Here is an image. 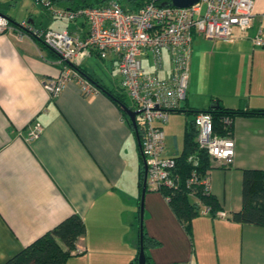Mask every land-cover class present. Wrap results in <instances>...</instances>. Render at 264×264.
<instances>
[{"label":"crops","instance_id":"crops-1","mask_svg":"<svg viewBox=\"0 0 264 264\" xmlns=\"http://www.w3.org/2000/svg\"><path fill=\"white\" fill-rule=\"evenodd\" d=\"M15 1L0 0V13L17 24L8 9ZM22 1L28 14L23 21L86 36L83 20L59 21L47 11L37 16V0ZM253 13L251 28L235 30L230 39L209 40L193 33L186 100L176 112L184 115L183 133L191 116L182 110L202 111L217 103L231 110H264V0H254ZM258 35L262 46L253 43ZM91 58L100 59L89 52L77 59L78 67L107 90L118 88L116 58L100 59L99 74ZM143 65L150 67L149 58ZM60 67L57 56L41 42L0 34V264L72 214L86 227L77 246L84 252L66 264H132L139 248L143 168L136 137L101 91L83 95L71 80L51 98L42 81L58 77ZM164 67L169 68L165 53ZM36 125L41 133L28 140ZM232 138V164L219 168L215 163L209 176L210 193L227 218L207 213L192 220V246L165 199L145 192L144 232L158 242L145 244L150 264H200L197 252L193 258L195 240H209L221 252L229 242L241 255V264H264V227L228 221L241 209L243 171H264V117L234 118Z\"/></svg>","mask_w":264,"mask_h":264},{"label":"built area","instance_id":"built-area-1","mask_svg":"<svg viewBox=\"0 0 264 264\" xmlns=\"http://www.w3.org/2000/svg\"><path fill=\"white\" fill-rule=\"evenodd\" d=\"M161 1L168 0H147L137 12L124 11L117 0L107 1L100 7L77 9L59 7L52 0L36 1L53 19L68 23L83 20L87 25L84 38L67 30L40 29L26 20L13 24L8 18L0 17V34L14 33L19 40H37L57 56L61 66L58 77L42 81L43 89L51 98L71 80L78 83L83 95L98 92L76 71L78 58L92 51L102 60L109 55L116 58L119 86L133 111L140 112L139 119L145 128L140 155L146 168V190L156 193L175 189L179 184L173 172L174 160L172 156H165L163 125L186 100L193 33L209 40L230 39L235 30H249L254 16V0H199L187 8L162 7ZM253 43L262 46L261 36L255 37ZM164 53L169 56V68L164 67ZM145 58L150 60L149 68L143 65ZM223 121L230 124L228 118ZM194 127L196 142L210 160L219 166H230L235 155L233 138L215 134L208 113H198ZM40 133L41 128L36 125L28 140ZM197 182L193 172L186 185ZM200 183L210 192L209 177ZM163 198L167 203L168 196ZM202 213L207 214L208 210ZM217 216L227 218L222 212Z\"/></svg>","mask_w":264,"mask_h":264},{"label":"trees","instance_id":"trees-1","mask_svg":"<svg viewBox=\"0 0 264 264\" xmlns=\"http://www.w3.org/2000/svg\"><path fill=\"white\" fill-rule=\"evenodd\" d=\"M55 4L63 3L70 9L85 8V7H100L105 3L100 0H52ZM121 8L126 12H137L142 8L147 0H117ZM165 1H161V5ZM9 21L13 24L10 19ZM51 51V50H50ZM52 52V51H51ZM55 54L54 52H52ZM76 71L88 79L97 89L105 94L121 111L122 118L127 122L134 136V130L130 126L126 115L123 113L122 105L127 106L131 110L134 108L129 105L127 97L120 86L115 90H107L100 85L96 80H93L79 67ZM181 112V109L172 112ZM183 113L191 116L189 121H186L183 133V147L180 152L175 153L172 158L174 160L173 172L179 179V184L175 189H163L159 193L162 197L168 196L167 205L172 211L178 222L184 230L189 234L191 222L199 216L200 206L208 210V213L213 217H218L220 212L219 205L213 198L210 192H207L204 186L200 183L202 179L210 176L212 169L216 168L210 160L207 153L200 149L196 136L197 131L194 127V117L198 113H208L211 115L213 132L222 136L232 137V120L236 117H264V110H231L223 106L214 104L206 110H182ZM228 118L230 124L226 125L223 119ZM139 141L141 142L144 135V125L140 119L136 118ZM140 159V149L138 147ZM219 168H228L218 166ZM195 173L198 177V182L195 184L186 185L187 178ZM143 168L139 172L138 188L141 191L143 181ZM228 221L238 225H252L264 227V171L244 170L242 173V191H241V209L232 214ZM142 242L145 248L147 242L153 246L158 245V242L153 239H148L142 222ZM86 235V227L80 216L72 214L59 222L54 228L43 234L33 243L23 248L20 252L10 257L3 264H66L68 259L79 255L84 251L77 250L78 244ZM138 256V252L136 257ZM145 264H150L145 256Z\"/></svg>","mask_w":264,"mask_h":264},{"label":"rangeland","instance_id":"rangeland-1","mask_svg":"<svg viewBox=\"0 0 264 264\" xmlns=\"http://www.w3.org/2000/svg\"><path fill=\"white\" fill-rule=\"evenodd\" d=\"M26 2L23 3L22 0H16L15 2L12 3L10 6L9 12L13 18L17 21V24L22 22L23 18L28 16L26 14V8L25 5ZM39 8L34 11L35 15L39 16V12L45 13L46 10L39 5V3H35ZM37 8V7H36ZM47 13V12H46ZM49 15V14H48ZM22 20V21H21ZM19 21V22H18ZM61 21V20H59ZM92 64L94 69H96V73H100L98 66L102 67L103 64L100 59H95L91 58ZM98 65V66H97ZM117 74V73H116ZM101 75V74H100ZM107 76H109L107 74ZM117 76L115 75V78ZM129 105H131V102L127 99ZM199 101H202L199 98ZM139 119V116H138ZM183 123H184V115L180 113H172L169 116L168 123H166L164 127V135H165V145L167 150L165 151V155L168 157L170 155L175 154L177 151L180 152L183 147ZM136 152V156H137ZM141 159L138 157V162H140ZM142 162V161H141ZM143 167V165H141ZM148 191V190H146ZM156 194L158 197H160L157 193ZM144 205H145V196H144ZM204 207L201 205L200 206V211H199V216L203 215ZM143 223H144V216H143ZM144 225V224H143ZM189 240L192 246V241L194 242V238L191 234L189 233ZM209 242V240H208ZM207 241H203L200 244H198L195 240V255L193 258L196 256V252L198 253L199 257V263L200 264H241V255H239V252L236 250V246L234 244L229 245V242L225 243L223 248H225V252H221V246L218 248L215 247L213 242L208 243ZM194 249V247H190V250ZM218 249V250H217ZM190 260V258H189ZM189 264V263H188Z\"/></svg>","mask_w":264,"mask_h":264},{"label":"water","instance_id":"water-1","mask_svg":"<svg viewBox=\"0 0 264 264\" xmlns=\"http://www.w3.org/2000/svg\"><path fill=\"white\" fill-rule=\"evenodd\" d=\"M102 3H105L110 0H100ZM199 0H168L167 2H163L161 4L162 7H174V8H187L194 4H196ZM0 17H5L0 13ZM123 113L126 115L130 126L133 128L135 137L137 140L138 147L140 149V139L137 130L136 117L140 115L139 111H133L125 105H122ZM143 161V160H142ZM143 181H142V189L140 196V208H139V218H140V232H139V248H138V256L136 260L132 264H145V253L144 246L142 242V220H143V210H144V196L146 192V168H143Z\"/></svg>","mask_w":264,"mask_h":264}]
</instances>
